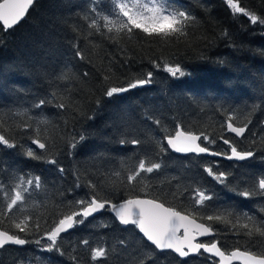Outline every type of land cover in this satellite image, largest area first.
I'll return each mask as SVG.
<instances>
[{
    "label": "trees",
    "instance_id": "obj_1",
    "mask_svg": "<svg viewBox=\"0 0 264 264\" xmlns=\"http://www.w3.org/2000/svg\"><path fill=\"white\" fill-rule=\"evenodd\" d=\"M175 2L196 18L187 35L179 38L161 39L136 29L130 35H117L115 27L108 32L105 21L91 11L93 3L105 6L108 0H41L16 28L5 31L0 25V132L16 145L8 148L0 144V213L8 202L4 193L13 194L19 174L41 177V188L26 197L23 212L14 209L7 217L0 214V229L34 240L77 210L78 199L92 194L101 198L114 194L119 202L148 198L143 191L148 184V190L161 196L166 206L187 211L213 227L215 237L205 242L219 241L226 253L236 248L264 252V236L254 230L249 236L242 227L246 222L242 213L257 221L264 219V196L237 194L264 176V25L252 24L248 17L234 13L227 0ZM234 2L264 17V0ZM93 19L98 29L88 26ZM77 50L83 59L76 56ZM164 64L180 66L185 76L173 78L163 70ZM149 71L153 73L151 84L112 98L104 95L107 88L125 86ZM54 92V102L35 107L41 99L51 101ZM56 103L66 107L57 108ZM230 115L234 126H246L242 139L226 130ZM41 119L47 122L41 123ZM178 124L188 132L215 139L210 149L230 154L220 139L223 136L238 151H253L254 156L239 163L178 156L170 149L159 153L153 137L173 133ZM80 135L84 140L70 150L69 141ZM33 139L44 142L46 148L39 149ZM132 139L141 144H121V140ZM29 148L43 159L28 158ZM146 154L161 162V170L142 173L144 183L126 187L127 175ZM53 157L57 163H48ZM209 164L214 170L230 173L227 187L207 175L204 168ZM200 187L214 196L205 202L214 208L196 206L193 211L194 201L189 196ZM207 214L224 219L208 221L202 218ZM24 216L31 218L27 236L12 224ZM128 229L110 211H102L58 239L63 254L55 249L41 251L35 243L22 248L8 246L0 250V264H91L90 249L97 246L108 250L107 264H125L126 258L137 255L145 244L154 249V259L147 264L217 262L204 253L182 260L173 253L160 252L146 240L137 239L134 226Z\"/></svg>",
    "mask_w": 264,
    "mask_h": 264
},
{
    "label": "snow or ice",
    "instance_id": "obj_2",
    "mask_svg": "<svg viewBox=\"0 0 264 264\" xmlns=\"http://www.w3.org/2000/svg\"><path fill=\"white\" fill-rule=\"evenodd\" d=\"M34 4L35 0H0V25H2L5 31L13 29L14 26L25 18L29 9ZM227 4L234 13L248 17L252 24L259 23L264 25V17L257 16L251 11L246 10L240 4L235 3L234 0H227ZM91 11L95 12L105 21V27L108 32H112L113 27H115L117 35L123 32L130 35L136 29L148 36H156L161 39H168L170 37L179 38L187 35V29L196 21L192 13L180 6L175 0H108V4L105 6L93 3ZM85 19H88L87 15H85ZM88 26L98 29L95 19L91 20ZM75 54L80 59L84 58L79 50ZM156 67L159 68L161 65H156ZM162 67L173 78H182L185 76V72L180 66L164 64ZM60 78L63 79L64 74H61ZM105 79H108V77L106 76ZM152 82L153 73L149 71L144 78L135 79L125 86H112L107 88L104 95L112 98L127 93L132 89L151 84ZM56 98L57 94L54 92L52 93L51 101L41 99L35 107L40 108L46 102H54ZM55 106L64 109L66 104L56 103ZM17 114L24 115L25 113ZM231 120L232 117L230 115L226 124V130L235 133L236 136H243L246 126H233ZM40 122L46 123L47 121L41 119ZM154 123L159 125L160 121L156 120ZM84 138L83 135H80L78 140L76 137H72L69 141V149H75L77 143L83 141ZM153 139L159 153H165L170 148L176 153L207 154L213 157H224L228 160H246L254 156L253 151H238L237 147L228 138L223 136L220 139H222L224 145L229 147L230 154L210 149L209 145H214L216 143L215 139H210L204 133L197 134L188 132L179 124L173 133L153 137ZM32 143L37 145L39 149L43 150L46 148V144L39 139H33ZM125 143H131L135 146L141 144V141L139 139H132L130 141L121 140V144ZM0 144L6 145L8 148L16 147L15 143L9 138H6L2 132H0ZM26 156L37 160L43 159L42 156H38L31 148L26 152ZM47 162L51 164L57 163L54 157ZM161 168V162L158 160L154 161L150 155L146 154L139 159L135 170L130 171L127 175L126 187H134V182L144 183L145 177L142 176V173L150 175L154 171L158 172ZM58 170L61 173L64 171L62 167ZM204 171L217 183L226 187L228 186L230 173L222 172L218 169L214 170L212 164L206 165ZM90 187L94 188L95 185H90ZM2 188L3 185L0 184V189ZM40 188V176L33 177L28 175L25 178L24 174H19L15 186L11 189L13 194L8 196L7 192L4 193L8 202L0 214L7 217V214L13 213L14 209L17 212H23L26 207V197L31 196L33 189ZM148 188V184H144L143 191L148 198H128L124 202L115 200L114 194L113 197L105 198H101L97 194H92L90 197L78 199L75 201V204L79 206L77 210L64 215L55 223L54 227L44 231L43 235H40L34 240L22 238L15 233L9 234L8 231L0 229V249H3L8 244L23 246L28 243H35L40 246L41 251L51 252L55 249L57 252L63 254L57 243L58 239L61 238V233L67 232L75 225L83 224L88 217L93 216L95 213L110 211L114 214L119 224L125 226V230H129L128 226H134L132 230L138 229L137 239L140 241H145L146 239L147 242H150V245L155 246V250H171L173 253L178 254L179 257H188L191 253H200V250L203 249L204 253H209L211 256L219 258L215 264H233V261H239V264H264V252L236 248L230 253H226L222 250L221 246H218L219 241L194 242L199 236L213 235V227L211 225H205L204 223H197L195 216H192L187 211L182 212L173 206H166V202L161 196L150 192ZM237 194L245 198L264 196V176L259 177L251 188H245L243 191H238ZM189 199L194 201L193 211H195L196 206L203 209L215 207V205L205 203L206 201H212L214 196L209 194L203 187L195 189L190 194ZM261 211H264V209H261ZM227 214L229 216L233 215L230 211ZM77 217L81 219H77ZM242 217L246 221L242 224V227L248 230L247 235L251 236L254 230L255 233L264 236V219L257 221L254 216L249 215L247 212L242 213ZM202 218L208 221L224 219V217L215 214H207L202 216ZM30 219V217L24 216L18 221L13 220V227L18 229L19 232L25 233L27 236L31 234L29 231ZM236 219L239 221L241 217L237 216ZM107 226L105 225V227ZM40 227L39 222H37L35 224L37 232H39ZM181 229L183 230L182 234H180ZM44 240L50 243H42ZM82 243L88 245L89 242L84 240ZM125 243L123 239L120 240L121 245ZM153 253L154 249L148 244H145L143 248L138 250L137 255L126 258L125 264H147L148 260L154 259ZM44 259L46 260L47 258ZM108 259V250L104 247L97 246L90 249L91 264H96L98 261L100 264H107Z\"/></svg>",
    "mask_w": 264,
    "mask_h": 264
},
{
    "label": "water",
    "instance_id": "obj_3",
    "mask_svg": "<svg viewBox=\"0 0 264 264\" xmlns=\"http://www.w3.org/2000/svg\"><path fill=\"white\" fill-rule=\"evenodd\" d=\"M38 1H41V0H35V3L36 2H38ZM34 6V5H33ZM32 8H30L29 9V12H30V10H31ZM29 12L27 13V15L29 14ZM27 15L25 16V18L19 23V24H17L16 26H14V28H16L17 26H19L25 19H26V17H27ZM13 28V29H14ZM9 30H12V29H9ZM234 126V125H233ZM246 131H247V129L245 130V132H244V134H243V136H236L235 135V133H231V132H228L229 134H231V135H233V136H235L236 138H238V139H242L243 137H244V135L246 134ZM170 149V148H169ZM171 150V149H170ZM174 154H176V155H178V156H190V155H192V156H198V157H208V158H212V159H222V160H227V161H235V162H239V163H241V162H244V161H246V160H248V159H246V160H236V159H232V160H228V159H226V158H224V157H213V156H209V155H207V154H195V153H176V152H174L173 150H171ZM101 212H99V213H95L93 216H91V217H88V218H93V217H95V216H97V215H99ZM111 214L114 216V214L111 212ZM115 217V216H114ZM87 218V219H88ZM116 219V218H115ZM117 220V219H116ZM118 221V220H117ZM196 222L197 223H201V222H199V221H197L196 220ZM72 229V228H71ZM71 229H69L67 232H64V233H61V236L62 235H64V234H66V233H68ZM182 232H183V230L181 229V233L180 234H182ZM142 235V234H141ZM215 237V233H213V235H211V236H199V237H197V239H196V241H194V242H201V241H203V240H207V239H212V238H214ZM146 240V239H145ZM149 244H150V242H148ZM8 246H15V247H24L25 245H23V246H20V245H12V244H8V245H5V247H8ZM153 247H155L154 245H152ZM219 246V245H218ZM4 247V248H5ZM1 250V249H0ZM158 251H160V252H170V253H173L171 250H164V251H161V250H158ZM204 253L203 252V249H201L200 250V253ZM200 253H191L190 255H189V257H196V256H198ZM173 254H175L176 256H178V254H176V253H173ZM205 255H207V256H210V257H212V258H214V259H216L217 261L219 260V258L218 257H213V256H211V254H209V253H204ZM179 257V256H178ZM179 258H181L182 260H185L187 257H179ZM233 264H239V261H233Z\"/></svg>",
    "mask_w": 264,
    "mask_h": 264
},
{
    "label": "bare ground",
    "instance_id": "obj_4",
    "mask_svg": "<svg viewBox=\"0 0 264 264\" xmlns=\"http://www.w3.org/2000/svg\"><path fill=\"white\" fill-rule=\"evenodd\" d=\"M31 11V10H30Z\"/></svg>",
    "mask_w": 264,
    "mask_h": 264
}]
</instances>
